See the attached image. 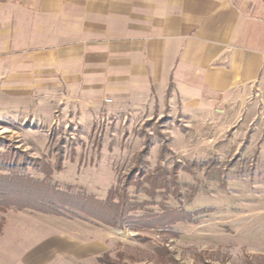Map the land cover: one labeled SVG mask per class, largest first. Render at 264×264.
<instances>
[{
    "label": "crops",
    "instance_id": "1",
    "mask_svg": "<svg viewBox=\"0 0 264 264\" xmlns=\"http://www.w3.org/2000/svg\"><path fill=\"white\" fill-rule=\"evenodd\" d=\"M150 104L264 145V0H0V112L27 121L47 108L76 115ZM12 213L0 264H80L108 253L73 239L55 217Z\"/></svg>",
    "mask_w": 264,
    "mask_h": 264
},
{
    "label": "rangeland",
    "instance_id": "2",
    "mask_svg": "<svg viewBox=\"0 0 264 264\" xmlns=\"http://www.w3.org/2000/svg\"><path fill=\"white\" fill-rule=\"evenodd\" d=\"M71 110L47 108L27 121L0 112L1 151L24 154L29 176H50L63 190L72 186L99 200L131 183V198L145 203L140 214L175 211L183 219L136 230L48 215L63 232L101 244L100 255L108 252L116 264H264V145L249 146L248 132L200 129L197 116L170 115L153 104L117 113ZM175 163L183 167L172 174ZM147 178L157 181L153 195ZM12 211L0 212L5 224ZM80 264L102 263L94 257Z\"/></svg>",
    "mask_w": 264,
    "mask_h": 264
},
{
    "label": "trees",
    "instance_id": "3",
    "mask_svg": "<svg viewBox=\"0 0 264 264\" xmlns=\"http://www.w3.org/2000/svg\"><path fill=\"white\" fill-rule=\"evenodd\" d=\"M147 148L146 145L143 153L147 151ZM166 151L168 149L164 146L163 152ZM24 157V154L11 149L2 152L0 145L1 213H7L11 209L33 211L84 221L88 218L98 225L115 229L131 227L136 230L168 227L183 219V214H178L175 211H167L164 214L144 211L143 214H140L145 203L136 202L131 198L127 190L131 185L129 182L122 189L112 188L106 200H99L96 196L88 195L84 191L74 192L72 186L63 190L50 179V176L47 179H36L29 176L26 171L30 165L28 161L21 160ZM182 167L180 163H175L172 174H176ZM163 174H166L165 171ZM130 179L134 180L133 176ZM153 179L155 178H147L150 190H146V192L149 195H153V189L156 187L157 181H153ZM159 188L167 189V184L163 183L159 185ZM180 215L182 218H179ZM4 226L5 220L0 218V236ZM99 262L116 264L110 260L107 254L99 258Z\"/></svg>",
    "mask_w": 264,
    "mask_h": 264
}]
</instances>
